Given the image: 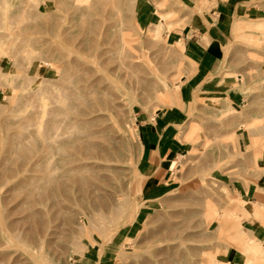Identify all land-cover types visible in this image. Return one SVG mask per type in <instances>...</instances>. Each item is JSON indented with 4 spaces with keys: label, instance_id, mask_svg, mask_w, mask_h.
I'll list each match as a JSON object with an SVG mask.
<instances>
[{
    "label": "rangeland",
    "instance_id": "1",
    "mask_svg": "<svg viewBox=\"0 0 264 264\" xmlns=\"http://www.w3.org/2000/svg\"><path fill=\"white\" fill-rule=\"evenodd\" d=\"M79 1L0 0V209L6 197L4 208L20 234L14 239L27 245L10 241V264H264L263 253L248 250L255 259L263 257L253 262L236 236L243 227L244 236L263 248L264 18L248 16L253 6L264 10V0H238L224 57L204 76L195 51L176 41L188 16L208 12L217 0H133L127 8L120 0ZM121 29L124 52L115 45ZM34 42L48 43L52 53L33 50ZM44 59L51 67L41 64ZM108 59L109 66L96 76L108 77L113 86L114 116L126 139L107 129L99 141L111 159L104 155L96 162L114 170L102 171L105 179H99L101 170L95 179L87 174L103 180L105 202H76L70 193L67 201L61 203L58 195L55 203L45 196L58 190L63 161L74 150L66 147L45 163L40 133L25 121L40 106L34 92L47 80L52 86L45 103L51 107L54 98L73 91L84 72L96 71ZM8 72L12 75L3 78ZM214 83L230 85L243 99L238 105L213 100ZM175 86L177 98L167 92ZM141 117L156 128L155 141L140 126ZM57 162L61 168L51 170ZM27 195L42 197L43 203ZM24 199L36 201L32 210L42 212L41 222L52 227L36 259L28 245L31 238L38 241L41 223L29 219L21 226L20 217L29 213ZM121 203L117 212L114 205ZM18 205L27 210L22 216Z\"/></svg>",
    "mask_w": 264,
    "mask_h": 264
},
{
    "label": "bare ground",
    "instance_id": "2",
    "mask_svg": "<svg viewBox=\"0 0 264 264\" xmlns=\"http://www.w3.org/2000/svg\"><path fill=\"white\" fill-rule=\"evenodd\" d=\"M78 2H79L78 5H81L79 0H78ZM131 2H133V0H120L118 2V4H119V6L120 5L124 6V7L126 6V8H127V7H129V3L131 4ZM60 3H58V4H60ZM75 3H77V0H75ZM74 5H76V4H74ZM104 10H105V8H104ZM118 14H119V12H118ZM84 17L85 16H83L82 19ZM85 22H86V20H85ZM90 31L92 32V30H90ZM119 34H120L119 35V41L115 45L118 46V49H120V50L123 49L122 51L124 52V48L125 47L127 48V46H125L126 42L124 41V38H123L124 37L123 35L125 34V31L123 29H121ZM113 39L114 38H112L111 40H113ZM177 41H176V44L179 43L178 44L179 47L183 49V44H182L181 39L177 40ZM13 42H15V41H13ZM28 42H30V41L27 40L24 43L25 44H29ZM91 43H93V42H91ZM47 44L48 43H46V45ZM4 45H5V43H3V46ZM46 45L45 44L40 45L38 42H34L31 45V47L33 49V47L36 46L33 50H39L38 48H40V51L44 50L42 52H45V53L47 52L49 54L52 53L51 51H53V50L50 51L49 50L50 48L46 49V47H47ZM83 45L85 47H87V48L90 46L89 44H87V42L83 43ZM128 46H130V45H128ZM126 48H125V50H126ZM130 49H131V47H130ZM89 50H90V48H89ZM22 51H23V49H22ZM122 51H120L121 54H123ZM106 53H109V52L107 51ZM120 53L118 51V54H120ZM94 56H96V55H94ZM102 57H103V55H102ZM111 61H112L111 59H108L106 62H104L101 65V67L97 68L96 71H90L89 70L88 72H84V74H85L84 78L78 79V82H76L77 85L73 89V91L72 92H66V93L64 92L63 95H61L59 97L57 96L56 98H54L53 101H51V107H49L45 103V100L49 99V98H47V94L49 93L50 86H52V85L47 84V80L44 81L43 84L34 92L35 93V95H34L35 98L34 99L35 100H40V106H39V108H37L38 111L36 113H34L33 115L29 116L25 121L27 123H29L30 126L35 127V129L37 131L36 133H38V134L40 133V138H41V141H42V146H41L40 151L43 153V160L45 161V163L49 164V160L51 158H53V156L60 155L62 152H64L66 147L74 150V154L70 155L68 157V160H64L63 161V163H65V164H62V166H63L65 172H64V175H63V179H62L63 182L60 184V186H58V190H56L54 192L52 191V192L46 194V196H45V197H47V195L48 196L50 195V198H53L55 203L57 202L58 195L61 198V203L67 201L71 197L70 193L72 195L71 199L74 200V201L76 199V202L80 201L82 203H86L88 200H91V201H93L95 203H97V202L104 203L105 202V199H106L105 193H106V191L102 187H100V184H99L103 180L102 181L99 180V182H98V180L96 178V180L94 181L91 178H88L87 174H91L93 177L95 175L98 176L97 172L98 173L101 172L100 174H103L102 171H104L107 168L108 169L110 168L108 166H106L107 168H105V166L101 167L96 162V161H99V160L101 161V159L103 160L104 157H107V155L109 157V155H110V154L106 153V152H108V150H104L103 149L104 147L101 146V143H100L99 140L105 134L107 129L110 130V129H114L115 128V129L119 130L118 123L115 120V116H114V106L112 104V97H111V92H110V89L113 86H112L111 83H107V80L109 79L108 77H106V79H105V78H103L101 76L100 77L96 76V74L98 72H100L101 70H104L107 66H109ZM118 61L121 62L120 60H118ZM41 64L45 65L44 67H47V68L51 67V65L49 64V61L47 59H44L43 61H41ZM120 64L121 63H119V68L116 66L117 69L115 67L114 68L115 70L112 69V71L114 72L116 70L121 69L120 68L121 67ZM57 65H58V63H57ZM14 66H17L15 62H14ZM80 66L82 67V65H80ZM93 67H95V66H93ZM75 69H78V67L75 68ZM114 73H111V74H114ZM68 74H69V72H68ZM8 75L10 76V75H12V73H9V72L8 73H3L2 77L3 78H5V76L9 77ZM3 83H4L3 81L2 82L0 81V85L1 84L4 85ZM7 85L11 86V83H9ZM175 87H174L175 90L167 91V92L170 93L172 96H176V98H177L179 96V94L177 92L179 86H175ZM0 92H2L1 88H0ZM165 95H166V93H165ZM107 123L108 124L111 123V125L108 126ZM133 126H135V125H133ZM136 127L137 126H135L133 128H136ZM119 132H120V130L118 131V133ZM120 133L121 134L119 136L122 135L121 138L123 140H125L126 139V135H125L124 131H121ZM133 133H135V134H133ZM136 134H137L136 130H134V129L131 130L132 138ZM262 146H264V145H262ZM262 149H264V148L262 147ZM58 163L59 162H57L55 167L50 168V169L51 170H57L58 168H61ZM108 169L105 170V171H108ZM111 170H114V169L113 168L109 169V171H111ZM104 175L105 174H103V176ZM101 177H102V175H101ZM4 178H6V177H4ZM8 178L9 177L7 176V180L10 179V178L9 179ZM94 179H95V177H94ZM99 179H105V176L103 178L99 177ZM45 182L48 183V180H45ZM2 184L3 185L5 184L4 186H6L8 184V181H6V179H5V182L3 183V181H2ZM74 189L77 190L79 195L76 193V191ZM10 192L12 193V191L9 190L8 193H10ZM13 192H15V191L13 190ZM72 192L74 193V195H73ZM13 194L15 195V193H13ZM31 196H32V194H31ZM31 196L27 195V197H30V198H32L35 195H33L32 197ZM27 197H26V199H28ZM5 198H4V200H5ZM26 199H24L23 201H25V202L22 201L21 204L25 206V203L27 205L29 203V205H28L29 207L27 205H26L27 207L25 206L26 209L28 208L31 211L30 212L27 209L28 212H29L27 216L25 215L27 213H25V214L22 213V211H24L26 209L25 208H24V210L20 209V208H22L24 206L21 205V207H20V205H18L19 207H17V206L16 207H17V211L19 212V215H21V213H22V215L23 214L25 215V216L23 215L24 217L21 215L22 217H20L21 219H19L20 222L22 221V225L21 226H23V221L29 222V219L30 220L38 219L40 221L39 223H41V225L39 227L40 231L39 232L37 231L38 234H39L38 237H37L39 242L38 241L35 242V239L31 238V240L29 241L30 244L28 245L29 247H32V250L34 252H36V253L32 252L30 254L33 259H36L38 257L37 253L42 250L43 243L46 240V238L48 237L52 227L47 226L45 223L41 222V219L43 218V213L42 212H40V211L35 212V210H32V208H34L35 205H36L34 202L37 201V203H38V201L41 200L42 197H41V199H39V197H38L39 200H37L35 197L32 198V200H34V199L36 200V201L33 202L34 204L30 203V201H31L30 199L29 200H26ZM1 200H2L1 204L3 205V207L0 209V264H10L11 261H12V254L9 252L10 241L12 239H14V237L16 239H19L20 238V234H18L17 231L12 229L13 228L12 227L13 224H11L12 222L9 221V217H10L11 213L8 212L4 208V203H3L4 200L3 199H1ZM6 201L7 200H5V202ZM39 202H41V201H39ZM41 203H43V200H42ZM18 204H20V203H18ZM31 204H33V207L31 206ZM38 204H40V203H38ZM122 206H123L122 203L119 206H115L114 205V207H115L117 212H119V210L122 208ZM260 206L264 207V204H262L260 202ZM263 207H261L262 211L264 210ZM8 210H10V209H8ZM27 210H26V212H27ZM17 211H16V213H17ZM20 211H21V213H20ZM9 213H10V215H9ZM206 214H207L206 216H208V214L210 216V213H206ZM227 221H229V220H226L225 223H227ZM36 222H38V221H36ZM231 222H233V221L232 220L229 221V223H231ZM233 224H235V223H233ZM235 225H237V224H235ZM239 226H240V224L237 226L238 227V231H239ZM229 228L231 230V228L235 229L236 227H232V226L230 227V225H229ZM170 230H172V229H170ZM27 231L28 230H26V232ZM226 232H228V231H226ZM242 232H243V234L240 233V234H237L236 236H237V238H239L238 239L239 241H242V243H243L242 247L243 248L245 247L244 251L247 252L248 250H252L256 254L263 253V255H264V245H263V248H262L261 245H259V243L256 240H254L252 238L245 237L244 236L243 227H242ZM229 233H230V231H229ZM221 235H222V232H221ZM33 237H35V236H33ZM16 239H14L16 241V244L20 243L18 245L21 246V244H23L24 245V246L22 245L23 247H27V245H25V242L22 239H21V241L19 240V242ZM34 244H36V245H34ZM252 251L251 252H247V253H250V256H251L252 255L251 253H253ZM203 255H204V253H203ZM47 258H48L47 255H45L43 257V260L45 261ZM252 258H254V257H252ZM252 258H250V259H252ZM262 259H263V257L259 255V256L256 257V259L255 258L252 259V261L253 262H257V261H260ZM218 264H222V263L218 262Z\"/></svg>",
    "mask_w": 264,
    "mask_h": 264
},
{
    "label": "crops",
    "instance_id": "3",
    "mask_svg": "<svg viewBox=\"0 0 264 264\" xmlns=\"http://www.w3.org/2000/svg\"><path fill=\"white\" fill-rule=\"evenodd\" d=\"M237 7L238 0H217L215 4L212 3L208 12L203 11L202 14L188 16L187 23L180 29L177 39H181L188 51H195L196 55L193 56V59L196 61L198 70L203 76L212 72L224 57L231 25L236 21L233 9ZM248 17H250V20H262L264 18V10L253 6L249 9ZM162 21L163 18L161 17L156 20V23H153L155 28L160 27L159 24ZM260 74L264 75V64ZM241 77V74H236L238 81L242 80ZM231 80L234 79L231 78ZM214 85V90L210 94L213 100L228 99L230 104L238 105L243 99V95H240L234 89H230V85H221L219 87L218 84L214 83ZM139 123L148 139L155 141L158 132L151 122L147 121L145 117H141ZM168 162L170 161L168 160Z\"/></svg>",
    "mask_w": 264,
    "mask_h": 264
}]
</instances>
